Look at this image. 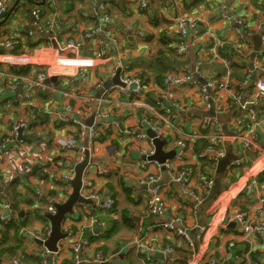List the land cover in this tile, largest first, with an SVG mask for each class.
<instances>
[{"label":"crops","instance_id":"obj_1","mask_svg":"<svg viewBox=\"0 0 264 264\" xmlns=\"http://www.w3.org/2000/svg\"><path fill=\"white\" fill-rule=\"evenodd\" d=\"M137 1L139 0L109 2L107 11L112 18L111 26L118 46L105 58H101L103 48L98 42L99 38L85 42L76 56L73 53L59 54L54 50H41L48 42V36L42 35L47 40L46 43L33 52L29 50V53H36L40 59L46 58L56 68V76L48 79L54 89L49 93H42L31 85L32 100L28 104L14 100L18 91H1L0 137L8 134L12 124L27 122L29 130L26 133L32 141L25 138L23 153L31 164L32 171L35 167L37 169L32 172L34 175L18 177L9 191L0 193V215L8 213L1 206L7 201L15 217H20V213H23L21 218H28L27 226L21 232L22 251H18L15 256L5 255L0 264H11L12 258L17 256L22 258L19 259L21 264H95L94 259L98 253L110 258L111 264H144L142 258L131 248V243L139 236L144 237L157 250L166 247L173 249L164 259L154 257V264H190L194 258L192 245L161 227L175 219L179 220L177 227L185 232L200 229L202 235L198 246L202 258L199 264L210 260H215L217 264H264V244L255 237L243 235L230 221L240 208L249 211L256 207L264 209V175L257 178L264 170L259 168L254 176L249 173L254 166L253 161L256 162L257 152L242 154L230 140L234 118L243 116L246 112L236 104L229 110L226 106L236 96L241 97V102L256 101L253 84L264 76L261 32L256 30V25L264 22V0H200L196 6L192 5L194 0H180L177 11L171 6L166 7L167 0H152L150 13L137 12ZM100 2L84 0L81 4L76 3L75 11L68 17L62 13L58 1L54 3V14L51 15L47 13L46 0H7L9 13L0 19V37H15L21 41L24 32L31 27L30 10L40 7L47 13L43 20H58V25L55 26L59 42L64 43L74 38L80 40L93 27V13ZM178 11L198 21L196 32H190L187 37V57L183 61L179 60L180 66L193 72L201 61L199 69L207 67L206 72L202 71L203 77L229 83L227 91L213 98L220 127L226 136L224 150L229 164L224 174L218 176L217 166H206L197 158L202 148L200 140H195L192 147L184 152L180 163L187 164L192 169L195 177L193 185L197 186L199 179L205 177L213 180L212 188L199 190L201 196L198 201L185 195L181 185L173 183L169 173L163 168L149 166L145 170L141 169L142 149L148 145L126 132L146 133L148 128L140 126L141 119L149 116L168 139L163 152L172 151L173 144L170 141L181 139L173 127H177L184 137L200 131L199 124L205 111L199 88L164 83L163 88H158L149 83L144 90L146 97L137 98L120 95L112 84L117 71L120 72L119 78L151 71L154 56L161 48V40L166 37L175 41L177 38V27L171 19ZM234 20H245L247 27H237ZM205 26L212 31V38L204 36ZM241 36L247 43L243 51L245 58L242 63L230 54L229 75L220 62H210L211 54H199L201 48L212 51L213 40L225 43L224 46L233 50L239 45ZM37 37L41 38L40 35ZM256 44L260 47L258 52H255ZM171 45L173 47V43ZM58 57L72 60L58 62ZM252 57L251 68L247 62ZM78 58L90 61L85 68L88 80L84 84L75 77L80 67L75 61ZM169 59L172 57L169 56ZM180 66H176L177 70H180ZM32 67L31 79L36 78L38 71H46L42 65ZM36 68L39 70L36 71ZM254 72H258V77L251 81ZM99 82H102L101 88H97ZM155 100H166L171 113L157 116L155 109H149L153 107L152 102ZM2 106H9V115L2 112ZM66 106H70L72 112L67 113ZM256 108H264V103H259ZM96 110L109 115V133L103 141L92 144L89 155L92 162L83 171L82 184L90 183L92 191H96L101 199L114 197L115 206L110 212H102L94 203L76 205L61 224V231L69 235L57 244V254L50 255L36 243L37 238H44V233L50 228L49 221L44 222L38 215L41 217L54 213V205L64 203L71 194V187L62 177L72 167L77 156L76 151H62L57 145L73 138L84 149L90 140L85 129L74 127L71 123L64 124L60 122L59 116L64 115L82 122L89 120ZM8 118L10 124L6 125L5 119ZM261 131H264V123L261 124ZM261 146L264 147L263 138ZM12 168V164L0 162V178ZM149 174L157 176L163 186L166 209L159 217H152L147 213L149 187L144 182ZM229 176H234L237 180L230 183ZM245 190L247 193L243 194ZM122 213L129 217L131 226L122 224ZM111 221H114V225L110 227ZM98 223H105V227L100 228ZM75 242H79L81 246L84 242L86 244L74 253L72 246Z\"/></svg>","mask_w":264,"mask_h":264},{"label":"built area","instance_id":"obj_2","mask_svg":"<svg viewBox=\"0 0 264 264\" xmlns=\"http://www.w3.org/2000/svg\"><path fill=\"white\" fill-rule=\"evenodd\" d=\"M99 6L95 9L93 13V27L88 30L80 40L77 39H68L64 43L59 42V33L56 30L55 24L51 21L46 27V32L41 31V34L48 36V42L41 49L44 51L54 50L59 54L73 53L76 56L83 49L85 42H90L94 39L99 38V44L103 48L104 54H110L114 52L118 46V40L115 35L113 26H111V15L107 11L109 2L119 1V0H100ZM46 3L49 6H53L55 0H46ZM180 0H167L165 4L166 7L171 6L175 11L179 8ZM152 0H139L136 2L135 9L139 13L151 12ZM9 12V6L7 0H0V18ZM44 9L36 7L30 10V19L31 27L30 31L27 29V33L30 37L33 36L34 31L41 29L42 25V15ZM224 18V16H221ZM177 27V38L174 43L175 55L178 59L184 60L187 57V37L190 32H196L198 27V21L190 16L181 14L180 11L171 19ZM234 23L237 27L245 29L247 27V22L245 20H234ZM256 30L261 32V43L262 50L264 51V22H259L256 25ZM204 36L212 38V31L208 26L204 27ZM212 51L209 49L201 48L199 49V54L201 55H210V62L212 63H221L226 74L229 75L230 70V61L225 58H221L218 55V49L225 45V43H219L213 40ZM21 46V42L18 38L0 37V94L2 90H6L9 93H15L18 91V95L14 99L18 103L28 104L31 102L32 98V86L40 90L42 93H49L54 88L51 84L48 83L50 77L56 76V68L48 63L46 58L40 59L36 53L30 54L28 52L16 53V50ZM247 47L246 39L241 36L239 38V45L234 47L232 55L234 59H239L243 63L245 58L244 50ZM58 62L67 61L69 62L72 59L66 58H57ZM80 67L75 74L77 80L84 84L88 80L87 72L85 71L86 65L90 64V61H83L81 59L75 60ZM202 64V63H201ZM43 66L44 70L38 72L35 79L23 78L13 75L9 68L11 66ZM121 86H114V89L118 91L120 95L127 97H145V88L143 87L140 78L137 75H125L120 77ZM205 81V85L201 84V81ZM164 85L170 86H180V85H189L199 88L200 95L203 101L204 111L207 112L210 109L209 101L212 102L213 109L216 112V107L214 105V96L217 94L227 91L229 88V83L227 81L216 82L212 81L211 78L203 77L198 69L196 68L193 72H188L187 70L180 69L168 72L163 77ZM32 85V86H31ZM102 82L97 83V88H101ZM253 89L255 91L254 102H241V97L236 96L231 99V101L226 104L227 110L233 108V105H239L240 109L246 112L245 115L234 118V129L231 133L230 140L236 144L237 149L242 153L246 154L249 151H256L257 156L255 159L256 162L263 159L264 160V147L261 146V138L264 139V131H261V124L264 123V108L258 109L256 106L259 103H264V76L260 77L253 84ZM214 98V99H213ZM166 100L157 101L156 105L160 107L164 115H169L171 109L169 105H165ZM250 107H255L256 109H251ZM149 109H153L149 107ZM67 113L72 112L70 106L65 107ZM156 115V114H155ZM163 115V117H164ZM163 117L160 118L163 120ZM109 115L100 110L95 111L94 122L90 127H85L82 122L78 119L67 118L64 115L59 116L60 122L64 124L71 123L74 127H79L85 129L90 138L87 148H82L77 145L73 138H69L67 141H61L58 143V147L62 151H76L77 156L73 161L72 167L68 169V172L63 175L62 179L66 184H69L70 181L74 178L73 167L85 159L91 153L92 144H94L96 138L103 135L109 129L108 123ZM141 125L144 128H148L156 133L157 138L165 139L168 142V139L165 136V133L158 127H156L155 122L149 116H144L141 119ZM27 122L19 121L11 125V128L7 135L0 137V162L12 164L13 168L10 169L6 175L0 178V189L1 192L9 187L10 183L17 180L20 176H27L32 173V166L27 162L23 153L24 143L22 140H19V134L24 138L27 134ZM85 127V128H84ZM200 131L195 135H190L184 137L180 133L177 127H173L181 139L170 141L173 144V150L175 151V156L173 160H167L164 164L160 165L157 162L148 161L147 158L154 154V146L152 140L148 137L145 131L134 133L132 131H127L126 134L134 137L139 142L147 143L148 147L142 149L143 161L141 162V169L145 170L149 166L156 167L158 169L163 168L169 173L170 180L173 183L181 185L185 195L192 197L194 201H198L200 191L209 190L213 186V180L211 178L199 179L197 186L193 185L194 174L192 169L187 164H181L183 159V154L186 150L192 147L195 140H203L206 144L205 147L202 146L201 150L197 154L199 160H206L210 163H213L217 166L220 160H222L226 154L224 150V141L226 139L225 134L223 133L218 118H208L202 117L200 120ZM164 140V141H165ZM174 162L177 164L175 165ZM235 164V163H233ZM264 165V164H263ZM262 165V166H263ZM179 166V167H178ZM256 172L251 173V176H254ZM144 184L149 187V196L147 199V213L152 217H159L164 214L166 209L165 200L163 198V186L159 183V178L155 175H147ZM70 187V186H69ZM200 190V191H199ZM0 192V193H1ZM81 196L85 199L92 200L93 203L97 206L99 211L110 212L114 207V199L111 196H108L104 199H101L99 194L96 191H92V185L90 183L82 184ZM2 208L8 213L6 215H0V226H6L10 224L15 216L11 211V205L9 202L5 201L2 203ZM245 236L255 237L261 243L264 244V209L262 207H256L251 211H239L236 212L231 220ZM178 219L170 221L169 223L162 224L161 227L163 230L174 233L176 236L181 237L183 241L191 245L184 229L177 227ZM100 228L105 227V223H98ZM200 232V231H199ZM50 233V228L44 235V238H37L44 242ZM69 234H67L68 236ZM202 233L196 235V240L199 242L201 240ZM83 244H86L85 242ZM82 244V246H83ZM79 242H75L72 246L74 253H77L81 248ZM232 246V244L230 245ZM131 248L133 251L138 254L144 264H154V255L157 253L168 256L173 252L171 247H166L163 250H157L151 244L145 241V238L142 236L137 237L132 243ZM202 255H194V258L190 264H199ZM95 264H111V259L104 257L101 254H96L94 259ZM11 264H21L19 258H12ZM55 264V263H53ZM205 264H217L215 260L207 261Z\"/></svg>","mask_w":264,"mask_h":264},{"label":"trees","instance_id":"obj_3","mask_svg":"<svg viewBox=\"0 0 264 264\" xmlns=\"http://www.w3.org/2000/svg\"><path fill=\"white\" fill-rule=\"evenodd\" d=\"M57 1L61 6L62 13L68 17H71L73 12L75 11L76 3L81 4L84 2V0H55V3ZM199 3H200V0H194L192 5L196 6ZM45 5H47V7H48L47 13H50L51 15H53L54 14L53 6L55 4L53 6H49L47 3H45ZM45 11L46 10L44 9V12L42 15L43 18L47 17L46 16L47 13H45ZM78 12L80 13V11H78ZM47 25H48V23H46V22L43 23L41 25V29L34 31L32 37H30L27 32H24L23 39L21 41L18 39L21 42V46L16 50V53H22L24 51H27L29 53V50L33 52L37 48H39L41 45H44L47 40L42 36L44 34H41V31H44L46 29ZM37 35H40L41 38H38ZM172 43H173V47L171 45ZM174 43H175V41H172L171 39L168 40V38H166V37L163 38L161 40V48L156 52L154 59H153V62L151 64V67H150L151 71L142 72L141 74L137 75L140 78V81H141L144 88H146L149 83H152L153 85H155L158 88H163L164 74L167 72H171L172 70L173 71L176 70L177 69L176 66L181 65L180 64L181 60L178 59L177 56L175 55ZM221 48L222 49L218 50L219 55L229 61L230 60L229 56H230V54L233 53L232 48H229L228 46H223ZM224 53H226V54H224ZM169 56L172 57V59H169ZM105 57H106V54L103 53L101 58H105ZM36 69H37L36 71L39 70V68H36ZM180 69L186 70L185 67H182V66H180ZM128 70H130V68H128ZM9 71L15 76L23 77V78H30V75L33 71V67L29 66V65L11 66L9 68ZM187 71L191 72L188 69H187ZM145 97H146V95H145ZM156 102H157V100L152 102V106H153L152 108H153V110L154 109L156 111L158 110L159 114L161 115L164 112L162 110H160V107L156 105ZM165 105H169V103L166 101ZM108 133H109V129L103 135L99 136L98 138H96L93 141H96V142L103 141L104 137L106 135H108ZM25 138L27 140L29 139V141H32L29 134H25L24 139ZM200 143L202 144L203 147L206 146V144L203 140H200ZM200 161H202L204 164H206V166H209V167L216 166L213 163H210L204 159H202ZM30 175H34V174L31 173ZM260 175H264V171H263V173H259L257 175V178H259ZM229 180H230V183L231 182L233 183L237 179H235L234 176H229ZM15 182H17V180ZM15 182H14V184H15ZM249 191L250 190L248 189V192ZM244 193L246 194L247 190H245L243 192V194ZM112 198H114V197H112ZM245 210H247V209L240 208L239 211H245ZM45 215H42L41 217L38 215V218L43 219L44 222H48ZM121 221H122V224L127 225V226H131V221H130L129 217L126 215V213H122ZM27 223H28V218H26V217L21 218L17 215L15 217V219L10 224H8L6 226H0V263H1V259L5 255L15 256V254L18 251H22L21 232L27 226ZM113 225H114V221H111L110 227ZM46 232L44 233V235L46 234Z\"/></svg>","mask_w":264,"mask_h":264},{"label":"water","instance_id":"obj_4","mask_svg":"<svg viewBox=\"0 0 264 264\" xmlns=\"http://www.w3.org/2000/svg\"><path fill=\"white\" fill-rule=\"evenodd\" d=\"M255 52H258V49L255 50ZM120 72L117 71L115 74V77L113 78L112 84L115 86H121L122 83L120 82L119 75ZM251 81H255V77H251ZM202 85H205V81H201ZM106 88V87H105ZM210 109L207 112H204L202 114V117H208V118H219L218 115L215 113L212 102L209 101ZM243 104V102H242ZM251 109H256L255 107H250ZM95 118V111H93L91 117L87 121H82V124L85 127H90ZM146 134L148 137L152 140V144L154 146V154L147 158L148 161L151 162H157L158 164L162 165L167 160H172L175 156V151H169V152H163V148L167 145V142L164 140H160L157 138L156 133L150 129L146 131ZM19 140H25L21 133L19 134ZM92 160L88 158V156L85 157V159L82 161V163H79L73 167L74 170V178L72 181L69 182V186L72 189L71 194L68 196L67 200L62 204H55L54 205V213H50L46 215V219L49 221L50 225V233L48 235V238L42 242L40 240H37L36 243L40 246H42L47 253L50 255L57 254L58 247L57 244L66 239L67 235L61 231V224L64 220V218L71 214L73 211V208L76 205H82V204H92L93 201L89 199H85L81 196V188H82V174L85 168L88 166L89 163H91ZM229 164L228 157L225 156L222 160L219 161L217 164V174L218 176H221L226 168V166ZM37 167L33 169V173L36 171ZM16 181V180H15ZM11 182L9 187L5 189L4 191L7 192L11 187L14 185V182ZM217 185V184H216ZM1 192V189H0ZM23 213H20V217H22ZM200 231V229H195L191 231H186V234L191 241V245L193 247L194 255L197 256L199 254V246L198 242L196 241V234ZM155 258L164 259L165 256L163 254H155Z\"/></svg>","mask_w":264,"mask_h":264},{"label":"rangeland","instance_id":"obj_5","mask_svg":"<svg viewBox=\"0 0 264 264\" xmlns=\"http://www.w3.org/2000/svg\"><path fill=\"white\" fill-rule=\"evenodd\" d=\"M89 3V2H88ZM9 13V12H8ZM7 14H5L4 16H2L0 19H2V18H4L5 16H6ZM65 18V17H64ZM47 20V19H46ZM45 19L43 20L42 19V24L43 23H51V21H52V19L51 20H49V21H46ZM63 21H66V19H64ZM56 26L58 25V20H53L52 21ZM71 22V21H70ZM29 31H30V29H28ZM47 29H45V31H46ZM46 32H48V31H46ZM259 46L256 44V47H255V50L256 49H258L259 50ZM252 61H253V57L247 62V65L249 66V67H251L252 68ZM201 66V61H199L198 63H197V69H198V71L202 74V71H207V67H203L201 70L199 69V67ZM208 70H209V68H208ZM168 73V72H167ZM253 77H255V78H257L258 77V72H254V75H253ZM1 109H2V112H6L8 115H9V113H10V111H11V109L9 108V106H7V107H5V106H2L1 107ZM215 111V110H214ZM157 112V116L159 115V112H158V110L156 111ZM216 113V112H215ZM5 124L6 125H9L10 124V120H9V118L8 119H5ZM141 127H142V125H140ZM160 140H165V139H160ZM166 141V140H165ZM241 153V152H240ZM258 158V157H257ZM257 158H255V159H257ZM263 159H261V160H259L258 162H255L254 163V161H253V164H254V166L253 167H255V165L257 166V164H259V163H261V161H262ZM260 169L261 170H264V165L263 166H261L260 167ZM206 190V189H205ZM197 241V240H196ZM198 242V241H197ZM17 256V255H16ZM17 257H19V256H17ZM194 257V256H193ZM21 257H19V259H20ZM22 259V258H21ZM48 259V258H47ZM47 261H49V259L47 260ZM40 264H45V262H41Z\"/></svg>","mask_w":264,"mask_h":264},{"label":"bare ground","instance_id":"obj_6","mask_svg":"<svg viewBox=\"0 0 264 264\" xmlns=\"http://www.w3.org/2000/svg\"><path fill=\"white\" fill-rule=\"evenodd\" d=\"M263 164H264V160H262L261 163L257 164V166L255 165V167H253L249 173L256 172Z\"/></svg>","mask_w":264,"mask_h":264}]
</instances>
